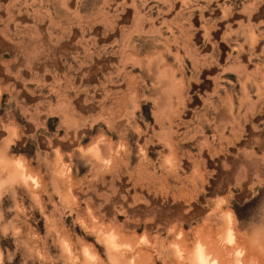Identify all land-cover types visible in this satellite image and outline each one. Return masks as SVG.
<instances>
[{
  "label": "rangeland",
  "instance_id": "1",
  "mask_svg": "<svg viewBox=\"0 0 264 264\" xmlns=\"http://www.w3.org/2000/svg\"><path fill=\"white\" fill-rule=\"evenodd\" d=\"M200 246L264 264V0H0V264Z\"/></svg>",
  "mask_w": 264,
  "mask_h": 264
},
{
  "label": "bare ground",
  "instance_id": "2",
  "mask_svg": "<svg viewBox=\"0 0 264 264\" xmlns=\"http://www.w3.org/2000/svg\"><path fill=\"white\" fill-rule=\"evenodd\" d=\"M27 4V3H26ZM25 4V6H26ZM18 48V47H17ZM109 111V110H108ZM104 120V119H103ZM106 121V120H105ZM107 124L109 125L110 129H116L117 125L114 121V118L113 116L109 115L108 117V120H107ZM169 124V123H168ZM170 128V127H169ZM81 132V131H80ZM74 136H77L76 133ZM80 137V136H79ZM77 138V137H76ZM170 144V143H169ZM112 151H113V146L111 144V142H108L107 140H103L100 142L99 146H98V152H97V155H96V164H97V171H102V172H116L117 170V160L116 158L114 157V155L112 154ZM96 154V153H95ZM92 159V158H91ZM108 175V174H107ZM127 191V190H126ZM120 192V191H119ZM118 194V193H117ZM124 194V193H123ZM119 195L117 199H113L115 200L114 201V204L111 203V207H109L107 203H100V205L102 207H105V211H109L107 212L108 214L112 215V216H115V214H117V210L115 208V205L118 206V204L121 206V207H124L126 206V203H127V196L125 195ZM110 195V194H109ZM111 197V196H110ZM112 200V202H113ZM104 202V201H102ZM106 234V233H105ZM114 235V234H113ZM229 235V234H228ZM110 237V235H109ZM229 238H231V240L228 241L229 242H232V240L234 239L232 235H229L228 236ZM109 239L112 240L113 243H111L113 246H117L116 244V238L115 236L113 237H110ZM109 240V241H111ZM213 249H216V246L213 244L212 246ZM209 256L207 255L206 251L204 250V248L202 246L199 247V250L197 252V257H196V262L197 264H211L210 261H209Z\"/></svg>",
  "mask_w": 264,
  "mask_h": 264
}]
</instances>
